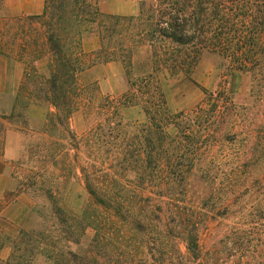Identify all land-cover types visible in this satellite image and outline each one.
<instances>
[{"label":"trees","instance_id":"1","mask_svg":"<svg viewBox=\"0 0 264 264\" xmlns=\"http://www.w3.org/2000/svg\"><path fill=\"white\" fill-rule=\"evenodd\" d=\"M93 34L99 47L87 51ZM206 53L227 63L225 81L173 111L160 75L196 84ZM0 55L28 61L11 113L0 115V151L9 130L37 139L18 191L0 196V264H264V109L252 115L227 86L249 75L264 105V0H142L137 16L45 0L41 14L0 19ZM113 62L127 76L119 97L91 76ZM35 105L46 109L37 131ZM135 107L143 122L125 117ZM76 112L90 123L82 136ZM72 177L88 193L79 215L60 203ZM21 192L35 205L16 218ZM89 230L87 250H73Z\"/></svg>","mask_w":264,"mask_h":264},{"label":"rangeland","instance_id":"2","mask_svg":"<svg viewBox=\"0 0 264 264\" xmlns=\"http://www.w3.org/2000/svg\"><path fill=\"white\" fill-rule=\"evenodd\" d=\"M37 0H5L0 4V19L37 15L41 13L32 12L31 4ZM45 3V0H43ZM97 3L104 13L122 15V16H137L140 11L142 0H90ZM33 2V3H31ZM122 9L135 10L133 15H125L117 13ZM114 12H110L113 11ZM5 23L2 24L3 27ZM6 31L16 32L17 28L12 25L5 27ZM84 46L87 51L93 50L95 46L99 47V38L97 35H91L84 41ZM4 61L0 67L4 65L6 73L0 72V77L4 81V91L0 93V115H9L12 111L14 100L18 92L20 83L23 78V72L28 64V61H20L14 55L4 56ZM114 63V62H113ZM110 64V63H109ZM108 65V64H107ZM100 65L96 71H93L91 76L98 79L100 82L101 91L104 94H111L114 97H119L127 89V76L124 66L121 62L115 64ZM37 69L44 73L47 67V60H42L36 63ZM20 72V75H19ZM114 80H110L109 75ZM227 74V63L215 54L206 53L203 55L201 62L194 74V82L180 81L172 79L167 73L160 75L161 81L166 92L168 104L173 111L184 110L193 107L203 98L202 88L208 90H216L219 85L225 81ZM227 86L234 94V102L240 106L250 110L252 115L258 114L261 119L264 109L263 102L255 100L251 95V79L250 76L244 73H235L233 76H228ZM45 107L35 105L30 110V128L37 131L42 127V122L45 115ZM128 120L143 122L145 115L140 107L129 108L124 112ZM259 119V120H260ZM90 123L85 120L82 112H76L71 119V127L78 136H82L89 128ZM37 142L35 137H30L14 130L6 131L4 148L0 151V196L6 191L17 192L19 189V178L22 177L30 168L27 166V160L30 148ZM248 151V150H246ZM88 193L85 189L83 181L79 177H72L68 180L61 193V205L69 212L75 215L81 214L86 202ZM35 205V200L26 193H20L15 206L18 209L16 218L27 213ZM232 221V220H231ZM231 222H225L224 229ZM226 230V229H225ZM93 236V232L89 230L86 237L81 240L79 246H72V249L84 253ZM222 236V235H221ZM9 255V250L2 252V259H6ZM238 256H236L237 259ZM236 259H233L229 264H237ZM235 261V262H234ZM32 264H45L43 257H36Z\"/></svg>","mask_w":264,"mask_h":264},{"label":"crops","instance_id":"3","mask_svg":"<svg viewBox=\"0 0 264 264\" xmlns=\"http://www.w3.org/2000/svg\"><path fill=\"white\" fill-rule=\"evenodd\" d=\"M31 3H33V2H31ZM30 7L32 8V12H34L36 14L37 13H41L43 11V8H44V1L43 0H37V1H35V3L31 4ZM99 8L102 11L101 7H99ZM110 12H114V10L110 11ZM117 13L125 14V15H133V14L136 13V11L133 10V9L132 10L122 9L120 11H117ZM97 48H98V46H95L93 48V50H96ZM93 50H91V51H93ZM3 61H4V58L0 55V64ZM112 64H115V62L108 64L106 67H108L109 65L111 66ZM96 70H97V67L94 69V71H96ZM0 72L2 74L6 73V68L4 67V65L2 67H0ZM19 75H20V72H19ZM109 77H110V80H114L115 81V79L113 77L111 78V74L109 75ZM4 84L5 83H4L3 79H2V77H0V93H2L4 91V86H5Z\"/></svg>","mask_w":264,"mask_h":264}]
</instances>
